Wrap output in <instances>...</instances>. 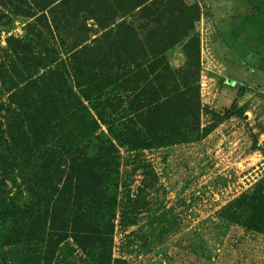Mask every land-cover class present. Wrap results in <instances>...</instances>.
<instances>
[{"label":"rangeland","instance_id":"1","mask_svg":"<svg viewBox=\"0 0 264 264\" xmlns=\"http://www.w3.org/2000/svg\"><path fill=\"white\" fill-rule=\"evenodd\" d=\"M45 2L0 0V123L7 130L10 122L19 123L16 113L22 116L25 111L12 101L13 92L28 87L39 95L36 89L52 82L58 113L65 115L66 82L87 106L79 117L94 118L98 126L85 140L74 135L68 142V135L79 133L77 127L62 126L63 119L52 122L58 136L51 141L37 135L33 126L49 129L44 120L22 124L32 153L51 149L65 155L50 169L60 182V193L57 198L50 191L41 201L26 191L12 198L18 189L7 178L0 187V213H11L6 236L21 241L6 245L0 238V264H264V0H184L200 8L193 31L199 38V57L193 41L187 50L193 62L184 42L170 47L158 64L157 49L147 46L141 60L152 59L161 72L168 63L174 73H194L201 104L198 116L191 118L188 141L152 148L121 143L116 136L143 129L146 118L136 112L150 96L156 98L162 79L154 81L147 66L137 75L131 73L124 87L95 93L78 85L84 80L80 65L85 59H99L102 52L111 54L117 37L113 33L122 19L148 36L162 17L165 25L185 11L179 1L172 0L174 10L165 2L167 7L157 5L150 13L135 11L101 23L94 15H106L107 2L56 1L44 8ZM35 79L39 82L32 84ZM176 83L182 88L183 77L176 76ZM139 91L141 97L136 98ZM48 100L39 95L34 103L47 110ZM108 139L116 146L105 155L112 164L105 168L100 188L117 202L98 215L99 185L90 195L81 187L82 178L95 182L100 173L95 165L81 167L78 161L101 152ZM68 154L74 156L72 162ZM27 174L32 179L44 169L29 168ZM67 204L70 209L65 211ZM39 232L40 240L22 241L25 234L38 238Z\"/></svg>","mask_w":264,"mask_h":264},{"label":"trees","instance_id":"2","mask_svg":"<svg viewBox=\"0 0 264 264\" xmlns=\"http://www.w3.org/2000/svg\"><path fill=\"white\" fill-rule=\"evenodd\" d=\"M56 1L67 2L69 0H47V3L45 2L44 8L53 5ZM178 1L179 9L185 11L181 12L179 17H177L174 22H170L165 25L164 19L162 17L159 23L160 26L150 31V35L147 34L148 36L140 35V31L138 30L137 26H135V23L122 19V21L118 23L116 34L113 33L117 37L112 40L111 54L104 55L102 52V54L98 55L100 56L99 59L95 58L92 61L85 59L84 64L80 65V72H82V79L84 80L80 79L78 85L85 87L84 89H86V91L91 90L95 93L103 91L108 87H124L128 84L127 81L129 80L131 73L137 75L139 72L141 73V71L147 69V66H149L150 70H152L155 74L154 81L157 79H162V83L156 88V93L154 91L155 95H157L156 98H154V96H150L147 100V104H143V107H141L136 112L138 113L139 117L143 116L146 118V124H143V129L125 130L122 133V136H116L121 143L122 141H125L126 144L138 148H152L156 146H162L163 144L172 141L174 143L188 141L189 127L191 124H194L191 122V118H196L198 116L201 105L199 101V94L196 93L197 88H199V80L194 81V73H192L190 70L185 71L183 69L174 73L167 63L166 68L161 72V70L156 69V67L151 64L152 59L151 61H142L140 58L146 56V53H148L147 46H151L152 49H157L158 55L156 58L158 64L160 62V58L164 57L165 52L170 47L176 45L179 42H184L187 46L186 54L193 62L195 59L194 55L192 54L190 56L191 50L187 52L191 46V41H193L194 46L197 47V57H199V38L193 34V31L194 23L200 18V8L196 4L187 5L184 0ZM95 2H107L106 4L108 5L107 7H104L106 15L101 14L100 17L98 13L94 15L95 19H98V23H101L99 22L100 20L107 21L109 19H116L117 17L123 18L135 11H138L139 15L150 13V11L153 10L157 5L164 6L165 2L167 3L168 9L174 10L171 6L172 0H95ZM107 9L109 10L107 11ZM110 21L112 24H114L116 20ZM180 25H182L181 29ZM149 42H152V44H148ZM99 61L103 66L99 65ZM188 65L190 64L188 63ZM181 72H183L182 75ZM179 75L184 79V83H181L182 88H178L179 85L176 83V76ZM37 82H39V79L33 80L32 84H37ZM52 85L53 82L48 86L44 85V88L42 89H36V91L39 92L38 94L43 96V99H50L48 100L49 102L47 105L52 109L48 110L47 105L44 106L47 110H44L41 108V106L39 107L37 102L34 103L35 97L39 95L33 93L30 88L24 87V89H20L19 91H15L11 94L12 101H14V103L20 107L25 108V111L22 114L23 117L19 116V112L16 113V121H19V123L16 124L15 122H10L8 124L9 126L7 127V130H5L3 125L0 123V187L5 185L7 178L11 179L14 186L18 189V194L12 198H18L24 195L26 191L30 193L33 198H38L39 201H41L40 198H45V194L49 193L50 191V193H57V198L59 197L60 193L58 186L60 182L59 180L52 178L50 169H52L56 164L60 165L64 160L65 155L59 151L56 152L51 149H46L45 152L38 155L32 153V149L30 147V137H28V132L23 127L24 122H41L44 120V123H48L49 126H47V128L49 129H45L46 126H42V129H40L39 124H33L36 133H38L37 135H39L41 138H46L48 141H51L54 139L53 137L58 136V131L52 124L54 121L57 122L58 118L63 119L61 123L62 126H65L66 128L71 129L77 127L79 136L74 130L75 134H70L67 136L66 140L68 142L71 140V138H75L74 135H76L77 139L81 137L82 140H85L89 131H94L95 125L98 126V121L94 118L87 121L85 120V117H79V113L82 110L87 109V106L81 99L74 95L72 87L66 84V82L64 85V94H66L68 97V103L66 102V106L63 105V108H66V112H64L65 115L63 113H58V107L55 104V98L57 96L54 94V91H52L54 90L51 87ZM44 91H46L47 94H45ZM82 92L84 93L86 99L91 98V95L87 94L85 90ZM154 93L152 95H154ZM1 94L2 93H0V96ZM140 97L141 92L139 91L136 95V98ZM74 98L77 99V102H74ZM1 107L2 104H0V108ZM73 109L75 110L73 111ZM232 114L233 111L227 112L228 116H231ZM73 118H75V122L72 121ZM65 120H67L69 123L67 122L66 124ZM16 125H20L21 127H15ZM110 130L114 134L113 128H110ZM58 138L59 137L56 139ZM105 145L107 146L100 147L101 152H97L91 157H80V160L78 161L80 162L82 160L79 164L81 167L88 165L91 166V168H94L95 165V167L98 168L96 170H98L100 173V176L94 177L96 180L101 178L99 183L96 182V180L95 182H90L92 178L86 179L85 177L82 178V180H85V185L84 187H81L82 190L86 188V193L90 195L94 194L93 191L96 190L99 185L97 189L99 192L96 197L99 198V201L95 202L98 215L101 214L105 208L109 209L110 207H114L117 202L114 195L108 196L105 194L104 190L100 188L102 186L100 182L103 181L102 178L108 171L105 168L112 164V159L105 155H108L110 151L116 146L110 139L105 142ZM59 150L61 151L62 148L59 147ZM68 157L72 162L74 156L68 154ZM29 168H34L36 171L44 169V174L40 176L34 174V178L28 179L27 173ZM15 170L18 171V175L14 173ZM89 170L91 173L94 171L90 168ZM0 198H4V194L1 190ZM26 206L27 205L24 204V208ZM65 207V211L70 209L69 204H67ZM19 209L20 208L17 206L18 211H20ZM10 214L11 213L7 211H2L0 213V238L4 240L3 244L6 245L15 244L21 241V238L17 236L16 238L12 239L10 236H6L5 234L11 223ZM81 223L83 226L85 223L84 220H82ZM42 224L44 225V223ZM110 228L112 229V224L109 226V229ZM85 232L86 230L83 229L81 235H85ZM110 234L112 233L109 232V235ZM40 237V232L38 238H30L28 234H25L22 241L34 239L40 240ZM48 238H50V241H54L51 237ZM79 243L80 245L85 246L82 241Z\"/></svg>","mask_w":264,"mask_h":264}]
</instances>
